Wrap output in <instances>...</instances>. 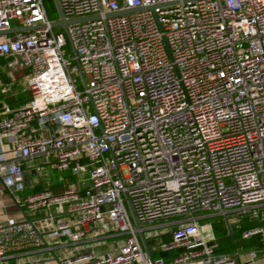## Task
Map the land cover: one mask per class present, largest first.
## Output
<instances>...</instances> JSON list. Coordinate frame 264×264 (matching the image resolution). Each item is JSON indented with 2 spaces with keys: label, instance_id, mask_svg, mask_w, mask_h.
I'll return each mask as SVG.
<instances>
[{
  "label": "built area",
  "instance_id": "built-area-1",
  "mask_svg": "<svg viewBox=\"0 0 264 264\" xmlns=\"http://www.w3.org/2000/svg\"><path fill=\"white\" fill-rule=\"evenodd\" d=\"M58 1L85 19L56 30L44 0H0V55L30 70L29 100L0 102V180L22 190L27 160L69 169L80 188H46L20 206H66L73 221L49 219L71 241L124 236L115 252L60 264L264 262V0ZM13 21L34 27L7 31ZM126 198L143 232L174 225L160 255L148 244L158 233L145 236L151 254L143 248ZM202 213L224 216L229 234L231 214L247 218L241 238L258 244L221 250ZM43 242L32 220L0 222V264Z\"/></svg>",
  "mask_w": 264,
  "mask_h": 264
},
{
  "label": "crops",
  "instance_id": "crops-1",
  "mask_svg": "<svg viewBox=\"0 0 264 264\" xmlns=\"http://www.w3.org/2000/svg\"><path fill=\"white\" fill-rule=\"evenodd\" d=\"M12 25L15 27L17 22L13 21ZM29 72L30 70L27 67L7 66L5 57L0 55V102H6L10 107H16L29 100L30 92L24 87ZM4 85L7 88L2 91L1 87ZM36 162V159L24 162V169L28 170V176H24V187L22 190L6 188L3 181L0 180V222L8 224L20 222L24 219L32 220L42 235L44 242L40 247H30L24 251L15 252L4 261V264H14L17 260L32 264H60L62 259L70 256L88 252L102 254L109 251H117L124 236L111 230L107 231L99 239L86 238L80 241H71L66 237L56 236L52 229L55 218L50 220L49 215L73 221L76 216L73 213H69L66 206L57 207L53 205L51 207H39L35 210H28L20 206L21 199L27 195L41 192L46 188L52 193H59L69 183H74L77 188H80L76 176L69 169L48 168L42 172L35 169ZM197 220L203 235L207 238L215 237L218 239L220 249L223 251L233 250L235 240L241 238V231L253 226V222H244L236 214H231L228 220L229 224H231V233L229 234L228 224L227 222V225L224 223L222 215L202 213L197 216ZM202 223H207L203 226L204 228ZM149 228L154 229L153 234L158 230V241H167L171 237L169 230L173 229L174 225L159 222L152 224ZM225 236H229V239H224ZM158 241L154 240V238L148 239V244L156 256L160 254L153 247ZM163 256L166 261L170 262L174 255L169 252ZM237 264H264V262L261 260L246 261L244 257H241Z\"/></svg>",
  "mask_w": 264,
  "mask_h": 264
},
{
  "label": "water",
  "instance_id": "water-1",
  "mask_svg": "<svg viewBox=\"0 0 264 264\" xmlns=\"http://www.w3.org/2000/svg\"><path fill=\"white\" fill-rule=\"evenodd\" d=\"M54 3H55V7L57 9V13H58V18L57 19H54L52 21V25L54 26H61L62 28L65 29L66 25L68 23H71V22H75V21H78V20H82V19H85V17H76V18H66L64 15H63V12L61 10V7H60V4H59V1L58 0H53ZM140 8V7H138ZM134 9V8H133ZM121 11H124V10H121ZM119 11V12H121ZM34 26H19L18 28H11L10 30H7V31H12V30H15V29H26V28H33ZM0 32H6V31H0ZM24 176H28V170L25 169L24 170ZM11 188H14V187H11ZM126 201H127V204H128V208H129V211H130V214H131V217H132V220L134 222V225L139 229V237H140V240L142 242V246L143 248L149 253H150V250H149V247H148V244H147V241H146V238L143 234V231L140 227V224L138 223L135 215H134V212H133V209L129 203V200L128 198H126Z\"/></svg>",
  "mask_w": 264,
  "mask_h": 264
},
{
  "label": "rangeland",
  "instance_id": "rangeland-1",
  "mask_svg": "<svg viewBox=\"0 0 264 264\" xmlns=\"http://www.w3.org/2000/svg\"><path fill=\"white\" fill-rule=\"evenodd\" d=\"M44 3H45V6H46V9H47V15L51 18V19H57L58 18V13H57V9H56V7H55V3H54V1L53 0H44ZM55 29L56 30H61L62 28H61V26H55ZM63 48H64V51H65V56L68 58V57H70V58H72V48H71V45H70V43H69V41H68V43L66 44V45H64L63 46ZM80 85H79V87L81 88V86H82V82L80 81V83H79ZM250 219V218H249ZM211 220V219H210ZM223 220H224V223L226 224V220H225V218H224V216H223ZM244 222H250L247 218H243L242 219ZM251 220V219H250ZM203 222V221H202ZM207 222H209V221H207ZM254 222H256V221H254ZM203 225H202V227L203 226H205L206 224H204V223H202ZM227 225V224H226ZM143 227V226H142ZM204 228V227H203ZM154 231V229H145L144 230V232H143V234H144V236H147L149 233H152ZM157 232H158V230L156 231V232H154L155 234H157ZM158 237L159 236H155L154 237V240H157L158 241ZM151 239H153V238H151Z\"/></svg>",
  "mask_w": 264,
  "mask_h": 264
},
{
  "label": "trees",
  "instance_id": "trees-1",
  "mask_svg": "<svg viewBox=\"0 0 264 264\" xmlns=\"http://www.w3.org/2000/svg\"><path fill=\"white\" fill-rule=\"evenodd\" d=\"M224 239H229V236H225ZM259 238L256 236H251L249 238H239L235 240V247L237 250H248L251 247L258 244Z\"/></svg>",
  "mask_w": 264,
  "mask_h": 264
}]
</instances>
